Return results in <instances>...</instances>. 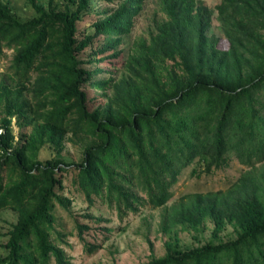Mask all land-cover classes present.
<instances>
[{
    "label": "trees",
    "instance_id": "1",
    "mask_svg": "<svg viewBox=\"0 0 264 264\" xmlns=\"http://www.w3.org/2000/svg\"><path fill=\"white\" fill-rule=\"evenodd\" d=\"M29 2L37 15L20 21L0 0V48L13 50L10 81H0V210L18 215L0 264L66 263L55 242L61 238L55 208L65 207L62 176L69 168L90 203L96 195L119 212L162 206L171 224L193 229L205 218L215 231L232 226L227 240L185 249L168 242L162 256L142 264H264V187L250 176L167 206L188 165L210 172L232 155L250 168L264 165V0H220L213 9L196 0H162L164 16L135 49L132 74L93 82L106 99L97 104L79 59L91 36H76L87 0L62 8L49 0L46 10ZM143 2L121 1L111 13L98 9L92 36L104 41L95 52L118 48ZM214 12L227 49L207 33ZM154 57L172 61L166 81L157 77ZM94 72L102 69L95 65ZM13 116L31 126L28 136L14 139ZM68 133L90 140L81 162L36 157L45 143L60 156Z\"/></svg>",
    "mask_w": 264,
    "mask_h": 264
},
{
    "label": "rangeland",
    "instance_id": "2",
    "mask_svg": "<svg viewBox=\"0 0 264 264\" xmlns=\"http://www.w3.org/2000/svg\"><path fill=\"white\" fill-rule=\"evenodd\" d=\"M10 7L11 13L20 21H26L37 15V11L29 0H1ZM43 9L49 6V0H34ZM124 0H87L88 8L83 11V16L77 21V38L90 35V45L84 47L79 59L81 66L88 70V79L85 81V89L92 103L105 101L100 90L93 85L96 79L110 77L120 80L131 75L129 68L132 64V56L141 41L147 40L149 34L155 31L157 21L163 18L162 0H144L141 13L135 18L129 34L118 46L109 50L95 52L103 45L104 35H92L95 32L94 22L98 18V9L111 13L117 4ZM207 8H214L220 0H196ZM68 0H52V4L63 7ZM163 15V16H162ZM210 36L217 37L216 46L227 49L228 40L223 35V29L214 12L210 25L207 29ZM109 51V53H108ZM118 51L117 55H113ZM13 50L2 46L0 48V81L9 82L10 64ZM94 64V58H102ZM154 70L161 82L169 77L172 61L154 57ZM95 65L102 72L95 73ZM113 89L108 90L111 96ZM2 116V114H0ZM11 126L14 139L18 140L22 135H29L31 126L25 121H19L16 116L12 117ZM84 134H70L66 136L64 147L59 155L45 143L36 154V157L45 161L50 157H60L67 162L78 164L83 158L82 149L89 142ZM194 169V170H193ZM75 170L69 168L62 178L64 183L63 192L65 207L56 204V230L61 238L55 242L60 246L65 255V264H142L153 257L162 256L166 251V243L177 242L178 248H189L204 242H217L227 240L234 235L231 224L215 231L214 222L211 218H205L198 229L190 228L181 223L171 224V219L166 216L165 207H151L149 205L138 207L137 210L119 212L114 204L109 206L107 202L93 195L90 203L86 196L76 188L73 178ZM248 175L259 185L264 187V165L257 163L256 167L241 163L232 155L227 165L214 168L206 172L203 165L193 163L186 166L178 174V180L172 186V197L167 203L183 200L185 196L194 192H207L225 190L238 182L243 176ZM264 201V191L259 189ZM126 212V213H124ZM17 212L11 208L0 210V256L7 254L5 243L9 236V230L17 220ZM87 225L79 230L78 225ZM216 232V235H215ZM85 243L90 245V251ZM50 264H56L52 258Z\"/></svg>",
    "mask_w": 264,
    "mask_h": 264
}]
</instances>
